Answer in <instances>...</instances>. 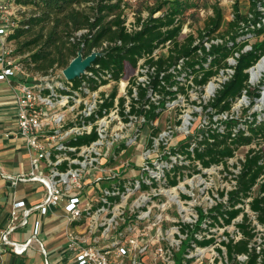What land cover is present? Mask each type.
<instances>
[{
    "label": "built area",
    "instance_id": "built-area-1",
    "mask_svg": "<svg viewBox=\"0 0 264 264\" xmlns=\"http://www.w3.org/2000/svg\"><path fill=\"white\" fill-rule=\"evenodd\" d=\"M24 1L0 0V80L18 75L24 80L16 92L18 129L13 136L26 144L31 164L29 172L11 176V183L38 181L48 190L45 199L32 207L26 208L24 200L14 202L12 224L0 229V255L6 251L22 254L31 243H18L9 235L16 228L20 209L24 208L19 224L22 227L32 211L46 214L49 209L61 208L67 254L77 264H205L210 243L202 245L199 241L211 239L204 228L208 221L202 227L209 214L204 212L206 216L201 219L192 203L182 199V178L192 174L191 179L198 177L202 182L208 179V173L219 171L226 189L222 188L223 198L213 199L214 205H229V193L237 188L248 156L264 148V140L258 138L241 145L227 160L206 165L196 156L198 141L209 130L224 133L226 122L240 121L245 110V121L254 113L264 117L261 110H243L248 106L246 90L230 109L218 110L210 105L234 74L236 58L230 57V66L205 84H197L193 74L187 75L188 56L176 59L169 67H160L158 62L169 55L171 41L140 58L119 78L96 60L75 79L67 78L64 68L47 74L33 73L22 62L25 56L14 54L15 45L9 39L22 26L27 11ZM127 1L130 8L125 26L129 32L140 30L135 8L138 0ZM259 9L264 11V6L260 4ZM146 11L143 18L149 14ZM262 24L264 17L251 26ZM88 31L82 29L76 35ZM223 42V38L215 37L204 43L210 49L213 43ZM115 44L122 41H105L92 52ZM252 67L248 70L250 79ZM168 77L179 84L171 85ZM180 86L185 87V92ZM192 89L196 93L207 91L208 97L204 104L195 100L193 108L184 109L181 102L190 101ZM172 110L176 117H168L160 127L161 119ZM146 126L149 132H145ZM241 148L245 149L243 153L238 152ZM263 182L264 173L257 178L250 195L236 205L243 207L249 217L253 238L248 251L235 254L233 259L226 250L213 252L206 264H249L253 252L257 254L255 264H264V223L250 207ZM260 195L264 196V192ZM242 219L243 214L234 219L235 225ZM39 228L38 222L36 233ZM235 228L227 241L244 237L237 225Z\"/></svg>",
    "mask_w": 264,
    "mask_h": 264
},
{
    "label": "trees",
    "instance_id": "trees-1",
    "mask_svg": "<svg viewBox=\"0 0 264 264\" xmlns=\"http://www.w3.org/2000/svg\"><path fill=\"white\" fill-rule=\"evenodd\" d=\"M24 3L27 11L24 13L22 26L9 39L15 45L14 54L25 56L22 62L30 72L47 74L52 69L65 68L79 52L89 55L105 41L121 40L122 44L109 45L96 58L97 63L113 70L114 77L119 78L126 68L135 67L140 58L151 55L161 45L171 41L169 55L166 59L162 57L158 62L160 67H169L176 59L188 56L185 69L187 75H194L197 84L207 83L222 68L230 66V57L236 58L235 72L210 102L212 107L218 110L230 109L245 90L249 94L260 96V91L250 88L248 70L264 55V38L252 43L250 49L244 50L249 45L250 37H240L252 32L257 37L264 34V24L256 28L251 26L262 21L264 17V11L259 9L260 4L264 6L262 0H251L248 13L242 12L236 4L233 18L227 22L225 30H222L224 10L219 4L213 5V14L206 19L197 44V37L192 33L181 38L185 26V12L191 4L180 0H157L152 7H147L149 14L146 18H143L139 10L136 18L142 28L133 32H129L125 26L130 8L127 0H25ZM82 29L89 31L80 36L76 35ZM215 37L223 38L224 42L213 43L211 48L207 49L204 42ZM236 53H239V56H236ZM167 80L171 85L179 84L170 77ZM154 83L157 84L158 81L155 80ZM180 89L185 92L184 86H180ZM261 89L260 86L259 90ZM248 119L245 121L247 124L244 123L246 126H240L238 129L236 127L239 121L226 122L224 133L218 129L209 130V134L198 141L195 148L197 158L209 165L227 160L243 144L258 138L264 140V117L260 118L258 113H254L253 117ZM246 131L250 134L247 135ZM210 138L214 140L211 141ZM262 160L264 148L259 153L248 156L238 178L237 188L229 193V205L218 204L209 213L215 223L223 220L226 224H231L243 214V219L236 225L244 237L238 241L233 238L229 241L222 240L230 259H233L235 254L247 252L248 244L253 238L248 214L243 207L236 205L250 195L257 178L264 173ZM262 192L264 182L260 194ZM260 194L254 197L250 207L258 213L259 221L264 223V196ZM224 206L225 210L222 209ZM214 211L219 212L215 214ZM205 216L202 212L201 219ZM214 241L215 238H211L199 243L204 245ZM219 251L223 253L222 248H219ZM256 261L257 254L253 252L248 263L255 264Z\"/></svg>",
    "mask_w": 264,
    "mask_h": 264
},
{
    "label": "crops",
    "instance_id": "crops-1",
    "mask_svg": "<svg viewBox=\"0 0 264 264\" xmlns=\"http://www.w3.org/2000/svg\"><path fill=\"white\" fill-rule=\"evenodd\" d=\"M0 40V53H1ZM24 80L18 75L0 80V229L9 227L11 211L15 201H26V208L41 203L47 194V186L38 181L11 183V176L31 170L26 144L13 135L18 129L16 92L21 90ZM11 134L7 136L6 134ZM24 208L19 210L20 218L11 230L10 238L18 243L30 245L22 254L6 251L0 255V264H77L67 254V237L61 208H52L46 214L30 213L28 223L19 226ZM39 222L40 228L36 233Z\"/></svg>",
    "mask_w": 264,
    "mask_h": 264
},
{
    "label": "rangeland",
    "instance_id": "rangeland-1",
    "mask_svg": "<svg viewBox=\"0 0 264 264\" xmlns=\"http://www.w3.org/2000/svg\"><path fill=\"white\" fill-rule=\"evenodd\" d=\"M157 0H138L136 9L141 10L142 14H147V7H152ZM184 3H189L191 5H188V9L185 12V22H184V29L182 31V38L189 35L190 33L194 34L197 37V41H199L200 38V31L205 27L206 19L209 15L213 14V5L219 4L223 10H224V22L222 30H225L227 28V22L233 18V14L235 11V5L238 4L241 11L244 13H248L250 11L251 6V0H180ZM220 36V35H219ZM243 37H250L249 45L245 47L244 50H248L251 48V44L256 42L257 40H262L264 38V34L257 37L253 32L247 33ZM239 38V39H240ZM264 79V73L263 75L257 80L252 81L249 79L250 88L251 90H258L260 91V96H256L255 94H249L248 93V99L247 104L248 106L246 108H242L243 110L251 109L253 111L264 113V85H262V81ZM261 86V90H259V87ZM190 95L188 98H190V101H184L182 100L181 106L184 109L193 108V104L195 100L200 101L199 104H204L206 97H208L207 91L206 92H195L194 89L190 91ZM200 108V107H199ZM241 111V109H240ZM248 115V112L246 110L241 116V119L239 121L240 126H246L245 118ZM173 119L176 117L174 110L171 111V114L166 113L164 117L161 119L159 126H164L165 123H167V120ZM263 117V115H262ZM247 124V123H245ZM238 127V126H237ZM145 132H149L150 128L148 126L145 127ZM245 149H240L238 152H244ZM209 176V177H208ZM208 178L205 181H201V178L193 177L192 174L185 176L182 178L183 188H179V192H181V196L183 200H187L188 202H191L195 211L198 212V216H201V213L206 212L207 214L210 213V209L215 206V201L218 199L223 198L222 191L226 189L225 186H223L224 182H222V173H219V171L214 172V174L208 173ZM183 194H186L188 197H185ZM216 197V198H215ZM215 201H214V200ZM221 202V201H220ZM225 205V204H224ZM216 207V206H215ZM214 207V208H215ZM223 210H225V206L222 207ZM210 210V211H209ZM219 211H214L215 214H218ZM186 217L184 216V219ZM207 219V220H206ZM205 219L202 227L204 226L205 222L208 221V227L206 230V234L208 236H211V238H215V241L209 244V250L207 252V259H205V264L208 261V259L212 256V253H220L219 248H222L223 250H226V246L222 244V240L229 237V234H235V221L231 224H226L223 220L221 222H216L210 217V215L207 216ZM217 262V261H216Z\"/></svg>",
    "mask_w": 264,
    "mask_h": 264
},
{
    "label": "water",
    "instance_id": "water-1",
    "mask_svg": "<svg viewBox=\"0 0 264 264\" xmlns=\"http://www.w3.org/2000/svg\"><path fill=\"white\" fill-rule=\"evenodd\" d=\"M101 52H92L86 57H83L82 52H79L78 56L72 59L70 64L64 68V74L69 79H75L80 76L92 62L96 60L98 55H101Z\"/></svg>",
    "mask_w": 264,
    "mask_h": 264
},
{
    "label": "bare ground",
    "instance_id": "bare-ground-1",
    "mask_svg": "<svg viewBox=\"0 0 264 264\" xmlns=\"http://www.w3.org/2000/svg\"><path fill=\"white\" fill-rule=\"evenodd\" d=\"M252 73V81H257L264 73V55L261 57V59L252 67L251 69ZM214 85H210L209 91H212V88ZM264 94V93H263Z\"/></svg>",
    "mask_w": 264,
    "mask_h": 264
}]
</instances>
